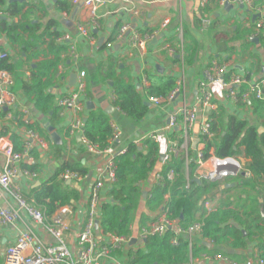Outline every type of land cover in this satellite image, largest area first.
Wrapping results in <instances>:
<instances>
[{
  "label": "crops",
  "instance_id": "0c3cea01",
  "mask_svg": "<svg viewBox=\"0 0 264 264\" xmlns=\"http://www.w3.org/2000/svg\"><path fill=\"white\" fill-rule=\"evenodd\" d=\"M58 1L60 0H26L33 7L31 9L27 7L25 11L26 13L31 12L28 19L33 24H39V33L55 11L60 13V16L69 24H62L57 29L61 34L57 42L62 44L67 41L69 49L66 54H62L63 60L66 61L67 59V62L58 65V75L54 79L56 84L50 89V93L54 94L57 101L70 94L75 87V85L70 86L71 77L84 71L87 74L86 92L91 99L86 97L83 100L85 105L83 119L85 120L89 111L98 110L108 116L112 123L120 127L123 135L119 142L112 145L114 151L127 149L132 143H143L148 140L149 135L154 133L159 134L163 139L162 143L158 145L162 156L165 158L162 159L161 157L160 164L155 168L151 179L147 182L148 185L141 184L143 192L133 213L129 228L130 233L126 236L130 242L113 250L109 257L102 262V264H131L134 259L132 253L139 250L148 253L146 243L151 237L145 238L142 235L143 228L158 220L164 212L165 207L151 210L147 206L146 198L151 185L158 183L157 176L161 174L160 171L157 172V169L159 166L162 168L163 162L172 157L167 152L168 139L171 133H165L170 116L174 114L180 116L184 103L189 107H195L197 119L191 131V136L194 139L199 136L201 126L210 121L211 116L217 113L219 109L223 110L225 121L230 116H235L239 120L253 123L259 129V133H264V101L262 100L250 97L247 102L243 103L240 100L235 102L226 97V89L216 85L213 87L214 97L208 105L205 106L199 101V84L205 77V71L215 64L226 66V75L231 78L240 76L243 79L241 86L236 88L239 94L247 93L250 87L264 75V29L257 31L255 27L258 20H264V0L256 6L254 0L252 4L246 2L243 4L241 0H210L209 10L204 11V14L203 8L209 0H113L97 3L96 12L81 4L74 5L73 0H67L70 9L66 13L58 12ZM12 2L11 0H4V4L1 5L6 11V7ZM260 14L261 17H259ZM202 18L209 20L210 23L204 25V21L201 22ZM4 20L12 21L8 17L0 20V24ZM124 24L130 25L131 33L128 37L124 36L119 40L120 29ZM79 27L87 29L92 39L84 37L79 32ZM184 30L188 39L184 35ZM134 33L146 40L143 47L133 48L129 44V38ZM111 36H113V41L110 42ZM61 38L66 39L59 41ZM102 39L104 40L103 43H101ZM92 40L94 43H91ZM42 42L44 43L39 49L41 50L40 56L30 61L33 68L37 63L53 58L47 48L50 39L43 38ZM73 46L76 52L74 56H70V50ZM0 48L1 51L10 53L12 62L16 65V72L13 73L14 91L18 94L19 105L26 111L13 109L11 110L12 119L6 115L2 117L0 120L1 135L7 136L12 141L13 146L14 138L15 140L17 138L21 146L24 147L25 130L29 129L35 131L38 137L47 143L46 150L39 143H35V147L31 151L32 161L24 160L20 164L22 173L18 176L16 185L22 190L24 198L28 202L36 203L33 199L34 190L52 179L65 163L68 162L86 169L87 176L79 182L69 183L63 180L67 187L76 189L79 196L76 202L73 201L71 205H66L71 206L73 212L68 221L70 225L69 234L72 237L68 243V248L74 256L78 255V239L88 227L90 197L98 182H102L104 186L100 193L101 202L97 219L99 226L96 228L95 225L93 233L100 243H109V236L111 235H104L100 231V217L102 205L111 202L109 192L114 186L109 181L106 172V165L110 157L108 155H94L86 151L81 143L80 135L72 131L74 120L70 111L66 110L65 116H61L60 110L62 119L52 123L47 117L45 118L35 110L33 104L21 91L20 86L24 79L22 69L28 70V62L25 57H20L19 48L9 42L1 29ZM112 59L117 62V76L134 85L139 92H144L145 88L149 87L147 74L172 76L177 81L184 75L186 81L185 95L182 94L173 101L161 102L157 105L147 102L149 111L144 121L138 124L127 118L114 105L112 84L103 80L99 75L105 71V65ZM89 102L93 104L92 110L87 107ZM257 102L262 104L263 112L261 114L255 111ZM14 113L21 114L27 125H18ZM26 120L29 123H26ZM49 128H53V132L59 136L57 143L53 140ZM174 131L180 130L175 129ZM215 137L216 134H214ZM254 146L258 151L257 153L250 149ZM144 148L145 146H139L140 151H145ZM236 156L242 159L245 166L244 170L249 174V177L241 174L238 178L214 182L220 184L214 194L215 196L212 197L213 201L209 200L214 202L216 207L214 212L224 207L225 210L241 213L242 217L243 214L249 213L252 215L249 220L255 219V213L258 211L264 217V199L260 190V186L264 184L263 154L256 143H249L242 146ZM5 163L6 160L0 153V173L3 172ZM25 166H34L36 171ZM24 171L37 174V177H25ZM61 179H63L62 176ZM254 180L257 181V185L251 184ZM144 192L147 193L146 198H144ZM166 198L169 199L170 194H167ZM12 204V199L0 188V209ZM61 208L52 216H48L42 211L48 223H51L52 219L59 214ZM209 215L207 212L205 216L199 214L195 222L200 221L205 224ZM25 220L41 241L46 244H56V239L42 226H36L29 222L30 220ZM229 224L242 231L243 247H234L236 238L234 235L229 236L227 241L220 245L212 239H204L202 237L203 228L194 236L191 247L186 234L177 235L175 231L168 230L174 232L171 245L177 247L179 239L185 238L188 243V256L184 264H212L213 258L217 254H222L236 264H259L258 261L263 258L261 245H264V233L247 236L246 230H244L245 224H243L245 228L235 221ZM25 229L26 226L21 222L0 227L1 244L4 246L14 245ZM175 239H177V245L173 244ZM199 244H203L204 248ZM193 246H195L196 255H193ZM211 258L212 260H210Z\"/></svg>",
  "mask_w": 264,
  "mask_h": 264
},
{
  "label": "trees",
  "instance_id": "16d2710c",
  "mask_svg": "<svg viewBox=\"0 0 264 264\" xmlns=\"http://www.w3.org/2000/svg\"><path fill=\"white\" fill-rule=\"evenodd\" d=\"M209 2L203 8L204 11L209 10ZM262 0H254V5H258ZM4 4V0H0V5ZM31 9V3L12 2L8 5L6 13L12 19L7 22L2 21L0 24L1 32L7 37L9 42L18 47L20 57H25L28 62L27 69L31 75L29 78L22 80L21 91L33 104L35 110L47 117L52 123L62 119L60 117V108L57 105V100L50 89L55 86V78H57V67L61 63L67 62L63 60L62 54H66L69 46L68 42L60 44L57 39L61 36L58 32L60 25H69L60 13L56 11L48 20L46 25L39 33V24H33L26 13V8ZM58 12H69V3L67 0H60L57 3ZM51 11V10H50ZM54 16V17H53ZM205 18V17H203ZM201 19V22L203 20ZM184 35L185 33L184 30ZM43 38H49L48 52L52 59L43 60L37 63L35 68L32 67L30 61L33 58L40 56L41 45L44 42ZM188 39V37L186 36ZM113 41V36L109 39ZM195 41V39H193ZM196 43V41H195ZM1 51V48H0ZM105 71L100 73V77L112 84L114 105L129 119L140 124L144 121L149 108L147 102L150 98H168L176 89L177 79L172 76H157L147 74L149 87L145 88L144 92H139L136 87L125 82L117 76V62L113 59L105 65ZM8 70L15 74L16 65L12 62V58L0 60V71ZM225 80L230 81V76L225 75ZM244 90V89H242ZM86 97L88 99L89 96ZM255 111L258 114L263 112L262 104L257 102ZM6 115L5 112L0 114V120ZM14 118L18 125L25 124L23 116L19 113H14ZM111 119L98 110L89 111L85 120H83V128L85 136L88 140L97 145L101 149H106L113 137V128ZM30 128V126H28ZM35 129L34 127H31ZM210 129L216 137L212 142H208L203 150L204 158L209 159L212 156L228 157L234 156L240 152L242 146L249 143H256L257 147L264 157V133H259V129L253 124L239 120L235 116H230L226 121L224 119L223 110L211 116ZM170 134V133H169ZM0 136L1 132H0ZM169 140L179 148L183 141L181 139V131H172L169 135ZM144 150L140 151L139 146L135 143L127 147L126 153L115 157L116 164V181L113 188L109 192L111 202L104 203L101 207L100 231L102 234L115 235L118 237H126L129 235V228L132 222L133 213L136 210L139 198L143 192L141 184L148 185V180L151 179L155 168L160 164L162 154L159 145L150 140L144 141ZM251 151L257 153L255 146L250 148ZM14 150L21 153L25 150L21 146L18 139L14 138ZM34 154V151H33ZM194 152L190 151L191 159L189 167L191 170L190 186L186 189V173L184 171V158L181 154L172 156L163 162L162 168L157 169V172L165 178L164 182H158L151 185V189L146 198L147 206L151 210L165 207L168 217L171 220H179L182 227L186 228L195 222L198 215L205 216L206 210L204 203L208 200L213 201V196L217 192L220 185L207 180L196 181L194 179V171L197 167ZM32 171H36V167L25 166ZM67 171L77 172L82 178L87 176V170L77 165L65 163L53 176L52 179L45 182L39 188L34 190L33 199L36 202V207L40 211H44L48 216H52L59 208L66 205H71L79 198L78 191L72 187H67L61 179V176ZM174 171L175 181L170 183L166 180L167 175ZM185 176V177H184ZM264 180V177H263ZM257 181L251 182L253 185ZM262 197L264 199V184L260 186ZM170 194L167 199L166 195ZM255 213V212H253ZM255 219L249 220L252 215L249 213L242 214L236 211L225 210L224 207L218 209L217 212L210 214L202 229V237L204 239H212L216 244H223L229 236H236L234 247H243L244 238L242 231L230 226V222L246 225L247 236L261 235L264 233V217L258 212L255 213ZM174 237L173 231H167L162 238L151 237L146 243L145 251L139 250L134 254V259L131 264H184L188 256V243L184 237L179 239L177 247L171 245ZM204 248L203 244H199ZM263 250L262 259L264 260V245H261ZM193 255H196L195 246H193ZM0 264L3 260L0 256Z\"/></svg>",
  "mask_w": 264,
  "mask_h": 264
},
{
  "label": "built area",
  "instance_id": "2783aa9c",
  "mask_svg": "<svg viewBox=\"0 0 264 264\" xmlns=\"http://www.w3.org/2000/svg\"><path fill=\"white\" fill-rule=\"evenodd\" d=\"M12 2V1H11ZM16 2L25 3L26 0H16ZM102 2L101 0H73L74 5H83L90 8L93 12H96V4ZM252 4L253 0H241V3ZM7 8V7H6ZM5 8L0 5V20L8 18ZM261 17V14L260 16ZM204 25L210 23L209 20H203ZM256 30L261 31L264 29V20L260 19L255 24ZM79 32L86 38L92 39L89 31L84 27H79ZM131 33L130 25L124 24L120 29L119 40L124 36H129ZM66 38H61L62 41ZM146 40L142 39L138 34H132L129 38V44L133 48L143 47ZM91 43H94L92 40ZM76 52L75 47H71L70 56H74ZM11 58V55L7 51H0V60H7ZM24 78H29L30 71L24 70ZM227 73L226 66H217L216 64L211 66L205 71V77L199 84V101L203 105H208L214 97L213 87L216 85L222 86L226 89V97L237 102H247L250 97L256 100L264 101V75L262 78L250 87L247 93L239 94L236 88L241 86L243 79L240 76H235L230 81L225 80ZM76 83L73 91L58 99L57 105L61 110V116H65L66 110L72 113L73 123L72 131L77 132L80 135L82 145L86 148L88 153L94 155H108L110 158L106 165V172L109 181L114 184L116 181V164L115 157L126 153V148L119 151L113 150V144L119 142L122 137V131L119 126L112 123L113 137L109 142V146L106 149H101L97 145L91 143L85 136L83 128V117L85 111V105L83 100L86 98L87 91V74L81 71L76 75ZM176 89L168 98H150L151 104H160L161 102L173 101L180 95H185L186 81L184 75L177 81ZM15 80L13 73L8 70L0 71V114L5 112L6 117L12 119L11 110L19 109L26 112L24 108L19 105V97L17 92L14 91ZM7 109V110H5ZM197 119V109L195 107H189L186 103L183 104V109L180 111V116L174 114L170 116L168 126L165 133L169 134L175 129L181 131V139L183 141L179 148L172 143L169 139V147L167 152L171 156H178L181 154L184 158L185 166L184 171L186 173V189L190 186L191 170L189 162L191 159L190 151L194 152L196 162V169L194 171V179L196 181L207 180L209 182H224L229 179L238 178L241 174L249 177V174L244 170L245 166L240 157L228 156L217 157L212 156L209 159L204 158L203 150L207 143L212 142L214 134L210 129V121L204 123L200 128L199 136L194 139L191 136L192 128L195 125ZM26 123H29L26 120ZM27 125V124H25ZM26 127V126H25ZM25 128L23 129V131ZM25 150L21 153H17L14 150L12 141L7 136H0V153L5 158L6 163L3 172L0 173V188L9 196L13 204L0 209V227L14 225L18 222L26 226V229L20 235L14 245L4 246L0 242V256L3 260V264H102L103 260L108 258L113 250L120 248L122 245L130 242L128 237H118L115 235L109 236V243H100L96 240L93 230L97 223L98 211L101 202V190L104 186L102 182H98L93 188L90 197V212H89V224L87 229L80 234L78 239V255L74 256L68 248V243L72 239L70 232L69 219L72 216V207L66 206L61 208L58 215H56L51 223H48L45 215L40 211L34 202H28L24 198L22 190L16 185L18 176L22 173L20 171V164L24 160L32 161L31 151L35 147V143H39L44 150L47 149V143L42 141L37 133L33 130H25ZM148 140L160 144L162 138L159 134L154 133L148 136ZM196 143V145H195ZM138 146L144 147V142L137 143ZM210 162V163H208ZM25 177L36 178L37 174L29 171L23 172ZM65 182H79L83 178L77 172L67 171L62 175ZM166 180L170 183L175 181V173L171 171ZM165 178L161 175L157 176V182H164ZM168 198V197H167ZM207 214H211L216 210L214 202L206 201L204 203ZM30 220L36 226H42L49 234L56 239V244H46L41 241L37 235L31 230L30 225L26 220ZM203 222H195L189 225L186 229L179 225L178 220H171L167 216V211L164 210L160 218L147 227L143 228L142 235L145 238L152 236H164L168 230H173L177 235L186 234L190 247L192 246L194 236L200 232L203 228ZM173 244L177 245V239L173 240ZM208 258V257H207ZM206 258V259H207ZM212 260V258L210 259ZM259 264H264V260L260 259ZM212 264H236L229 258L222 254H217L212 261Z\"/></svg>",
  "mask_w": 264,
  "mask_h": 264
},
{
  "label": "water",
  "instance_id": "95a60500",
  "mask_svg": "<svg viewBox=\"0 0 264 264\" xmlns=\"http://www.w3.org/2000/svg\"><path fill=\"white\" fill-rule=\"evenodd\" d=\"M11 1H16V0H11ZM102 2H111V1H113V0H101ZM103 39L101 40V43H103ZM76 76H72L71 77V82H70V86H74L75 85V83H76ZM87 107H88V109L89 110H92L94 107H93V104L91 103V102H89L88 103V105H87ZM5 110H7V109H5ZM49 130L52 132V138H53V140L55 141V143H57L58 142V138H59V136L57 135V133H55V132H53V128H49ZM195 145H196V143H195ZM165 158V156H162V159H164ZM70 183V182H69ZM144 198H146V196H147V193L146 192H144ZM98 226H99V222L97 221V223H96V228H98Z\"/></svg>",
  "mask_w": 264,
  "mask_h": 264
},
{
  "label": "rangeland",
  "instance_id": "374dc122",
  "mask_svg": "<svg viewBox=\"0 0 264 264\" xmlns=\"http://www.w3.org/2000/svg\"><path fill=\"white\" fill-rule=\"evenodd\" d=\"M24 70H25V68L22 69V71H24Z\"/></svg>",
  "mask_w": 264,
  "mask_h": 264
}]
</instances>
